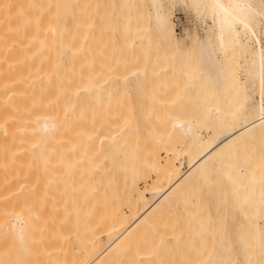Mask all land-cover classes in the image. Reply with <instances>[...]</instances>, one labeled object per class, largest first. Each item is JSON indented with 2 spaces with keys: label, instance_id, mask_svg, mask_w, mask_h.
Returning a JSON list of instances; mask_svg holds the SVG:
<instances>
[{
  "label": "bare ground",
  "instance_id": "obj_1",
  "mask_svg": "<svg viewBox=\"0 0 264 264\" xmlns=\"http://www.w3.org/2000/svg\"><path fill=\"white\" fill-rule=\"evenodd\" d=\"M67 2L0 0V264H264L259 8L236 30L214 0Z\"/></svg>",
  "mask_w": 264,
  "mask_h": 264
},
{
  "label": "rangeland",
  "instance_id": "obj_2",
  "mask_svg": "<svg viewBox=\"0 0 264 264\" xmlns=\"http://www.w3.org/2000/svg\"><path fill=\"white\" fill-rule=\"evenodd\" d=\"M58 2L59 1H67V0H57ZM77 3H78V0H68V2H67V4H68V6L69 7H71V8H75L76 6H77ZM104 5H105V8H107V9H109L110 10V17H111V21L114 23V25L117 27V26H119V24L124 20V11L123 10H119L117 7H110V5L109 4H105L104 3ZM74 11L73 10H63L62 11V13L63 14H65V15H68V14H72ZM171 13H172V17H171V19H172V21H173V24H174V31H175V34L178 36V37H182L183 36V30L184 29H189V28H194L195 26L193 25V21H192V19L185 13V12H183L182 10H180V9H178L177 7H175V8H172L171 9ZM186 14V15H185ZM194 29H196V27L194 28ZM105 64L107 65V61L105 60ZM5 143V142H4ZM7 145H9V144H3V146L4 147H7ZM11 145V144H10ZM9 147V146H8ZM58 165H60V163L58 164ZM57 165V166H58ZM57 166L54 168L55 170V173H57ZM186 165H185V163H184V165H183V170L185 171V169H186V167H185ZM60 167L58 166V169H59ZM53 171V172H54ZM59 171V170H58ZM59 173V172H58ZM46 175V174H45ZM40 175H34L33 173L31 174H29V178H28V180H29V182L31 181V179L33 180V181H31L30 183H33L34 181V183H33V185H31V184H29V185H31L32 187H31V189L29 190L31 193V196L29 197L30 199H32V201H31V203H35V202H37V203H35L36 205L38 204V206H40V208H38L40 211V214H38V215H42V214H46V212L48 213V215L50 216V214L51 215H53V214H55V208H53L55 205L57 206H55L56 208H58L57 209V213L53 216L54 218H56L57 216L56 215H63L64 213H62V211H60V213H59V210H60V206H59V204L61 205L62 203H60L59 201H61L62 202V200L64 199V197H62L63 195H64V193H62V192H60V188L58 187V190L56 191L55 190V188L57 187V186H55V188L52 186V183H53V181H54V178L53 177H55V176H46L47 177V179H46V181H45V178L46 177H42L41 179H43L44 181H42L41 179H40V177H39ZM35 177H36V180H34L35 179ZM52 180V183H50L51 182V180ZM50 180V181H49ZM37 181H40V184H39V182H37ZM49 182V183H48ZM42 183H43V185H42ZM46 183V184H45ZM48 183V184H47ZM54 184V183H53ZM50 185V186H49ZM49 186V187H48ZM59 186V185H58ZM49 189H48V188ZM54 188V193H53V188ZM52 189V190H51ZM47 190H48V192H47ZM55 194H56V196H55ZM49 195V196H48ZM51 195V196H50ZM54 196V197H53ZM53 199H52V198ZM75 197V196H74ZM73 197V199L70 201L71 203H70V205H72V206H80V205H82V203H78L77 202V199L76 198H74ZM42 199V200H41ZM45 199V200H44ZM37 200V201H36ZM52 200H53V202H52ZM44 201H46V203L44 202ZM56 201H58V204H57V202ZM30 202V200L27 202V203H29ZM26 203V204H27ZM33 203V204H34ZM40 203V204H39ZM50 203H52V204H50ZM77 203V204H76ZM25 204V203H24ZM33 204H32V206H33ZM49 204V205H48ZM21 205V204H20ZM29 205H30V203H29ZM52 205V206H51ZM54 205V206H53ZM26 206V205H25ZM32 206H31V208H32ZM37 206V207H38ZM47 206V207H46ZM50 206H51V213H50V209H48V207L50 208ZM84 206V205H83ZM23 207V206H22ZM37 207H33L36 211H37V213H38V209H37ZM44 208H46V212H45V210H44ZM43 209V210H42ZM53 209V210H52ZM41 210L42 211H44L45 213H41ZM47 215V214H46ZM45 215V216H46ZM47 215V216H48ZM44 216V215H43ZM44 216V217H45ZM40 217V216H39ZM42 217V216H41ZM40 217V218H41ZM44 217L42 218V219H44ZM60 217V216H59ZM61 217H64V215L63 216H61ZM41 219V220H42ZM39 222H40V220H39ZM65 223H67V221H64ZM41 223V222H40ZM42 226H43V224H42ZM41 226V227H42ZM39 259H40V256H39ZM43 259H44V257H43ZM42 259V261H44ZM41 260V259H40Z\"/></svg>",
  "mask_w": 264,
  "mask_h": 264
},
{
  "label": "snow or ice",
  "instance_id": "obj_3",
  "mask_svg": "<svg viewBox=\"0 0 264 264\" xmlns=\"http://www.w3.org/2000/svg\"><path fill=\"white\" fill-rule=\"evenodd\" d=\"M215 6L223 14L229 27L236 30H247L250 17L259 8V15L264 16V0H259L258 5H253L251 0H214Z\"/></svg>",
  "mask_w": 264,
  "mask_h": 264
}]
</instances>
